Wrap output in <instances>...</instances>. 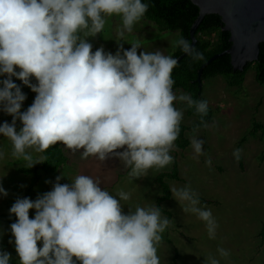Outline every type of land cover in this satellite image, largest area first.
I'll return each instance as SVG.
<instances>
[{"label": "clouds", "instance_id": "obj_1", "mask_svg": "<svg viewBox=\"0 0 264 264\" xmlns=\"http://www.w3.org/2000/svg\"><path fill=\"white\" fill-rule=\"evenodd\" d=\"M148 9L146 0H0V112L12 117L11 123L0 124V137L11 142V155L25 168L46 159L34 153L62 143L83 150L84 159L115 157L129 177L139 178L173 163L170 153L184 118L177 105L194 108L208 126L203 119L208 101L174 91L177 60L159 49L144 50L140 41H124ZM112 17L121 20L116 53L103 47L94 51L89 38L103 33ZM124 43L131 47L125 49ZM174 47L203 59L183 37ZM13 78L36 94L26 110L27 95ZM197 131L190 142L196 159L205 154ZM241 151L233 152L237 160ZM5 155L0 148V160ZM206 164L211 166V158ZM63 178L58 176L52 190L35 200L17 198L9 209L17 218L10 231L19 264H161L157 245L172 221L160 206H128L125 213L130 192L113 195L90 175L78 174L67 184L60 182ZM172 193L215 239L219 225L198 194L190 186ZM0 195H9L2 179ZM4 235L0 229V240ZM217 253L205 264H221L231 256L223 247ZM0 264H12L2 246Z\"/></svg>", "mask_w": 264, "mask_h": 264}, {"label": "rangeland", "instance_id": "obj_2", "mask_svg": "<svg viewBox=\"0 0 264 264\" xmlns=\"http://www.w3.org/2000/svg\"><path fill=\"white\" fill-rule=\"evenodd\" d=\"M120 25L119 17L109 18L105 31L95 38H89L93 50L103 47L106 52L115 54ZM179 38L178 31L163 32L161 26L143 17L134 26L133 32L125 35L124 41L129 44L140 41L146 51L159 49L165 55L173 56L177 49L174 43ZM127 43L123 45L125 49L131 47ZM255 74L256 69L251 66L239 88L229 87L223 75L203 82V95L213 111V122L195 133L204 141L205 154L198 159L194 158L191 146L184 150L176 148L170 153L172 164L164 169L148 170L146 175L139 178H131L129 169L115 157L110 156L104 161L94 156L84 159L81 156L83 150L74 151L60 143L68 157L67 164L54 174L41 172L42 177L36 183L31 197L35 200L51 191L58 176H64L60 182L67 184L78 174H84L100 180L101 186L113 195L120 190L130 192V201L124 202L125 213L129 211L128 206L134 208L152 203L158 206L162 189L156 178L160 173L171 172L177 162L180 180H167L171 193L173 188L190 186L199 198L206 201L201 202V205L212 211L219 227L216 238L210 239L205 223L196 215L184 212L185 205L177 202L172 193L171 198L160 205L162 215L172 221L157 245L161 264H205V258L209 255L218 257V247L231 253L227 260H221V264H264V142L259 139V135H251L254 121L264 125V84L256 82ZM13 80L27 95L22 109L26 110L33 103L35 95L22 81ZM176 93L179 95L184 92ZM177 107L184 110L181 124H194L196 120L188 116L187 107L183 104ZM5 121L11 123L12 117L0 112V124ZM193 134H187L190 142ZM243 138L246 140L241 144ZM0 148L6 154L5 159L0 160V179L9 193L7 197L0 195L1 215L9 212L17 198H29L26 191L34 175H25L21 171L27 170L25 162L11 155L10 141L0 137ZM237 148L242 150V164L233 156ZM34 155L42 156L41 153ZM208 158H211V166L206 164ZM34 215L35 210L30 211V218H34ZM4 231L0 243L9 244L7 251L19 264L14 237L10 230ZM10 239L13 243H9Z\"/></svg>", "mask_w": 264, "mask_h": 264}, {"label": "trees", "instance_id": "obj_3", "mask_svg": "<svg viewBox=\"0 0 264 264\" xmlns=\"http://www.w3.org/2000/svg\"><path fill=\"white\" fill-rule=\"evenodd\" d=\"M146 2L149 3V9L144 15L145 18L154 22L156 25L161 26L163 32L178 31L181 37L190 44L192 43L190 29L198 18L199 9L191 2V0H146ZM222 28L223 23L221 17L218 15H207L203 19L195 34L197 43L193 48L195 51L202 53L203 59L194 60L191 55H187L177 63V66L172 73L175 81V92L183 91L184 93L190 94L193 99L207 100L203 95V82L205 80L223 75L226 78V83L229 87L239 88L242 87L245 74L251 66H254L256 69V82L264 84V43L260 44L258 60L255 63L248 64L243 72H234L229 55H224L215 59L204 68L201 76L202 83L197 81L198 71L201 66L211 57L226 51L231 46V43L229 42L230 34L223 31ZM183 53V51L177 48L173 57L176 59ZM34 95L36 96L35 93ZM187 114L188 116L195 118L196 121L191 126L181 124L180 136L175 142L176 148L181 150L190 146V140L188 139L187 134L193 133L195 129L204 127L203 124H201V117L196 113L194 108H187ZM203 119L207 124L213 122V111L210 107L207 117H204ZM251 135H259V139L264 142V125L254 121ZM245 140L246 138H243L241 144L242 141L244 142ZM41 154L46 157V159L42 160L40 164L35 165L33 169H21L25 175H34L26 191V195L28 194V197L32 200H34L31 197L34 187L42 177L41 172L44 174H54L68 162V157L60 143L50 146L46 152ZM239 161L242 164L241 158ZM178 172L177 162H175L171 172L160 173L157 176L156 182L162 189V196L159 198L158 206H160L162 202L168 201L171 198L172 193L167 180H180ZM199 199L202 203L206 202L202 198ZM16 220L17 218L15 216H10L9 212L1 214L0 229L10 230V225ZM262 230H264V226L262 227ZM0 246L5 250H8L9 248L7 242L0 243ZM12 264H16L13 258Z\"/></svg>", "mask_w": 264, "mask_h": 264}, {"label": "water", "instance_id": "obj_4", "mask_svg": "<svg viewBox=\"0 0 264 264\" xmlns=\"http://www.w3.org/2000/svg\"><path fill=\"white\" fill-rule=\"evenodd\" d=\"M198 7L199 15L190 29L191 46L195 47V34L207 15H218L223 31L230 34L231 46L222 53L211 57L198 71L197 81L201 82L204 68L215 59L229 55L234 72H243L248 64L259 58L260 44L264 43V0H191ZM188 54L178 58L180 62Z\"/></svg>", "mask_w": 264, "mask_h": 264}]
</instances>
